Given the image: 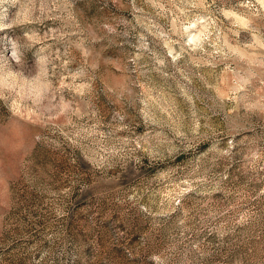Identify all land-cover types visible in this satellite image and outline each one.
Instances as JSON below:
<instances>
[{
	"label": "rangeland",
	"instance_id": "obj_1",
	"mask_svg": "<svg viewBox=\"0 0 264 264\" xmlns=\"http://www.w3.org/2000/svg\"><path fill=\"white\" fill-rule=\"evenodd\" d=\"M0 264H264V0H0Z\"/></svg>",
	"mask_w": 264,
	"mask_h": 264
}]
</instances>
